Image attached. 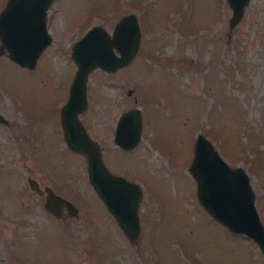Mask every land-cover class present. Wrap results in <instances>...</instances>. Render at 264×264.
I'll list each match as a JSON object with an SVG mask.
<instances>
[{"label": "rangeland", "instance_id": "1", "mask_svg": "<svg viewBox=\"0 0 264 264\" xmlns=\"http://www.w3.org/2000/svg\"><path fill=\"white\" fill-rule=\"evenodd\" d=\"M130 10L140 28L136 51L113 70H89L78 116L105 165L141 185L136 241L92 188L85 156L65 143L59 118L76 67L72 41L95 22L110 29ZM230 16L227 0H50L51 39L34 64L0 52V264H264L254 239L199 202L188 170L200 130L247 171L264 226V0ZM131 106L140 137L124 148L112 135ZM27 175L71 199L77 214L49 212Z\"/></svg>", "mask_w": 264, "mask_h": 264}, {"label": "water", "instance_id": "2", "mask_svg": "<svg viewBox=\"0 0 264 264\" xmlns=\"http://www.w3.org/2000/svg\"><path fill=\"white\" fill-rule=\"evenodd\" d=\"M49 1H5L0 9V52L5 51L11 58L30 67L34 64L40 50L51 39L45 23ZM227 1L231 6L229 19L232 23L241 15L247 0ZM139 36V23L133 10L121 14L110 30L98 22L87 27L71 44L70 54L76 67L59 110L65 143L84 154L87 178L92 188L130 241L138 238L137 204L142 193L141 185L121 172L111 171L105 165L98 141L87 132L78 112L86 104L85 81L89 70L95 66L113 70L127 63L136 51ZM140 129L139 109L131 106L118 114L112 140L121 147H132L140 137ZM188 170L195 177L199 202L228 229L254 239L264 253V226L254 203V190L245 168L241 164H229L213 142L198 130L193 140ZM26 180L31 189L44 193L42 205L49 212L63 220L77 214L78 206L51 185H40L32 175H27Z\"/></svg>", "mask_w": 264, "mask_h": 264}, {"label": "bare ground", "instance_id": "3", "mask_svg": "<svg viewBox=\"0 0 264 264\" xmlns=\"http://www.w3.org/2000/svg\"><path fill=\"white\" fill-rule=\"evenodd\" d=\"M35 1V0H34ZM23 5V4H22ZM26 5H28V2H26ZM26 9H27V7H25ZM29 10H30V7H29ZM5 44V46H6V48H7V44L6 43H4Z\"/></svg>", "mask_w": 264, "mask_h": 264}]
</instances>
